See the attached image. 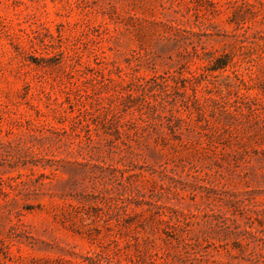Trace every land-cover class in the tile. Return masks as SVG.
I'll use <instances>...</instances> for the list:
<instances>
[{
	"label": "rangeland",
	"instance_id": "1",
	"mask_svg": "<svg viewBox=\"0 0 264 264\" xmlns=\"http://www.w3.org/2000/svg\"><path fill=\"white\" fill-rule=\"evenodd\" d=\"M0 264H264V0H0Z\"/></svg>",
	"mask_w": 264,
	"mask_h": 264
}]
</instances>
